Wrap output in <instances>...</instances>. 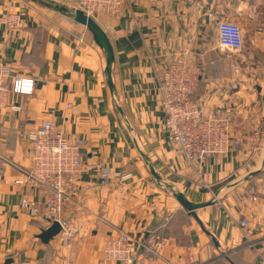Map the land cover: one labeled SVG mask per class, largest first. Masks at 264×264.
<instances>
[{
    "label": "crops",
    "instance_id": "1",
    "mask_svg": "<svg viewBox=\"0 0 264 264\" xmlns=\"http://www.w3.org/2000/svg\"><path fill=\"white\" fill-rule=\"evenodd\" d=\"M9 12L22 15L21 30L7 31ZM223 19L242 28V57L220 49ZM97 21L114 49L111 75L104 47L69 13L0 0V62L36 79L31 95L11 96L20 111L0 109V264H107L104 244L120 230L132 238L133 264H264V195H248L264 189V0H126L119 17ZM186 53L201 61L194 98L204 115L239 98L229 151L193 164L164 125L157 89L167 64ZM45 121L84 141L86 169L63 214L76 231L67 241L39 237L51 226L42 198L15 183L31 163L27 134ZM101 169L135 176L103 180ZM174 192L211 204L197 220ZM24 194L37 216L21 209Z\"/></svg>",
    "mask_w": 264,
    "mask_h": 264
},
{
    "label": "built area",
    "instance_id": "2",
    "mask_svg": "<svg viewBox=\"0 0 264 264\" xmlns=\"http://www.w3.org/2000/svg\"><path fill=\"white\" fill-rule=\"evenodd\" d=\"M65 3L71 10L80 9L85 14L98 20L100 16L119 17L126 0H52ZM211 14V13H210ZM22 15L9 12L3 17L5 28L9 32L21 30ZM218 40L221 50L231 52L235 56L244 55V35L242 28L234 21L219 20L217 25ZM179 56L167 64L158 76L157 89L161 95L166 129L179 145L186 160L201 163L209 156L226 154L231 145L230 128L232 110L239 103L237 92L225 103L223 111L214 116L204 115L195 100L202 73L201 61H191ZM241 70L234 66V72ZM36 88V79L14 75L12 67L0 62V109L10 107L20 111L21 107L12 104V95H31ZM239 84L233 82L232 90L237 91ZM71 106V104H68ZM29 157L31 163L27 167H19L20 176L15 183L37 191L42 198L44 214L52 224L58 221L62 227L64 240L72 239L76 231L63 219L64 212L74 202L80 181L86 169L83 155L84 141L69 139L57 126L49 121L42 122L27 134ZM93 167V166H92ZM111 176L127 181L134 178L133 172L114 171L113 174L101 169L103 180ZM252 199L257 200L264 195V189L256 192L248 191ZM20 207L31 216L39 214L36 201L24 194ZM249 222L243 220L241 228L246 229ZM103 260L107 264H133L134 253L130 234L120 230L114 238L104 244Z\"/></svg>",
    "mask_w": 264,
    "mask_h": 264
},
{
    "label": "water",
    "instance_id": "3",
    "mask_svg": "<svg viewBox=\"0 0 264 264\" xmlns=\"http://www.w3.org/2000/svg\"><path fill=\"white\" fill-rule=\"evenodd\" d=\"M31 1L42 4L44 6H47L49 8L55 9V10L60 11V12L69 13L76 22L86 26L87 29L89 31H91V33L93 34L95 41L104 47V49L107 53V71L111 75L112 63H113L114 58H115L114 49H113L112 43H111L108 35L106 34V32L104 31V29L98 23L97 20H95L93 17L85 14L80 9L70 10L67 7L62 6L60 4H57L56 2H54L52 0H31ZM110 84L112 86V82H110ZM174 196L182 204V206L184 208H186L190 212V214L193 217H195L197 220H199L198 214H197V209L211 204V202H208V203L191 202L181 192H174ZM61 230H62V227H61L60 223L58 221H54L50 227H48L47 229H44L40 233L39 237L44 242H49L50 239H52L55 235L60 233ZM10 261L8 260L6 262V264H9Z\"/></svg>",
    "mask_w": 264,
    "mask_h": 264
},
{
    "label": "rangeland",
    "instance_id": "4",
    "mask_svg": "<svg viewBox=\"0 0 264 264\" xmlns=\"http://www.w3.org/2000/svg\"><path fill=\"white\" fill-rule=\"evenodd\" d=\"M37 4H39V3H37Z\"/></svg>",
    "mask_w": 264,
    "mask_h": 264
}]
</instances>
